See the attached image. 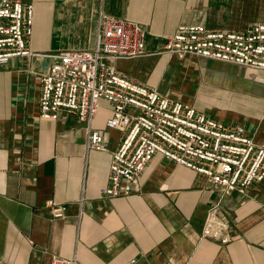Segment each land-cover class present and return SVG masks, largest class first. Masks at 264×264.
<instances>
[{
  "label": "crops",
  "instance_id": "obj_1",
  "mask_svg": "<svg viewBox=\"0 0 264 264\" xmlns=\"http://www.w3.org/2000/svg\"><path fill=\"white\" fill-rule=\"evenodd\" d=\"M21 1L33 5L27 46L39 55L0 64V264H264V179L245 195L222 194L203 174L155 154L138 193L102 198L124 133L108 130L106 151H86V123L63 110L54 121L38 118L40 77L52 63L45 55L92 49L99 11L144 26L146 51L156 52L180 24L242 31L263 23L264 0ZM114 66L264 145V70L166 53ZM100 104L91 129L111 116ZM48 200L65 205L64 218H51ZM213 207L226 223L219 238L202 235Z\"/></svg>",
  "mask_w": 264,
  "mask_h": 264
},
{
  "label": "built area",
  "instance_id": "obj_2",
  "mask_svg": "<svg viewBox=\"0 0 264 264\" xmlns=\"http://www.w3.org/2000/svg\"><path fill=\"white\" fill-rule=\"evenodd\" d=\"M33 5L0 0V64L12 58L38 56L27 46L32 35ZM141 24L99 11L92 49H69L45 55L52 59L40 77L38 118L57 120L67 111L87 124L85 150L106 151L108 130L124 137L111 154L108 183L102 198L138 193L140 178L155 154L203 174L222 194L245 195L264 179V145H257L240 125L228 126L193 107L161 95L118 72L117 60L166 53L187 55L264 70V22L242 31L213 30L203 25H178L156 52L145 48ZM111 112L104 129H91L100 101ZM85 199L81 193L78 217ZM51 218L65 217V205L48 200ZM226 223L217 208L207 212L202 235L219 238ZM225 241V239H223ZM49 264H76L74 258L52 257ZM125 264H138L130 259Z\"/></svg>",
  "mask_w": 264,
  "mask_h": 264
}]
</instances>
